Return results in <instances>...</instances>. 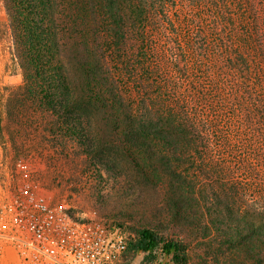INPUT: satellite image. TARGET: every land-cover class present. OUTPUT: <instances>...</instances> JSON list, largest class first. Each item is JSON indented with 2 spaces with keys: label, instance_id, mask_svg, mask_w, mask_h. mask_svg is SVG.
Masks as SVG:
<instances>
[{
  "label": "trees",
  "instance_id": "16d2710c",
  "mask_svg": "<svg viewBox=\"0 0 264 264\" xmlns=\"http://www.w3.org/2000/svg\"><path fill=\"white\" fill-rule=\"evenodd\" d=\"M0 2L22 79L5 99L10 123H74L86 154L138 160L174 219L184 206L215 227L227 218L236 227L215 234L252 235V264H264V0ZM138 235L126 255L159 245Z\"/></svg>",
  "mask_w": 264,
  "mask_h": 264
},
{
  "label": "rangeland",
  "instance_id": "374dc122",
  "mask_svg": "<svg viewBox=\"0 0 264 264\" xmlns=\"http://www.w3.org/2000/svg\"><path fill=\"white\" fill-rule=\"evenodd\" d=\"M200 30L199 22L191 21L188 31L197 35ZM10 39L0 2V185L17 186L25 177L51 200L66 202L80 218L112 215L129 223L136 239L139 231H152L159 240L157 248L127 254L123 264H252V235L243 233L246 237L233 239L218 231L215 234L216 228L234 229L236 225L225 218L224 225L215 227L207 217L190 215L185 206L182 213L187 218L174 219L163 188L159 182L145 180L138 160L109 153L86 154L89 142L77 137L74 123H10L5 99L9 89L22 85L11 61ZM249 126L245 129L252 136V123ZM17 159L26 160L27 175L15 167ZM237 179L252 183V174L243 172ZM247 193L252 205V190ZM240 224L246 225L240 229L249 228L252 217L243 218ZM206 226L213 234L205 235ZM170 242L185 247L177 261L173 251L162 249Z\"/></svg>",
  "mask_w": 264,
  "mask_h": 264
},
{
  "label": "built area",
  "instance_id": "2783aa9c",
  "mask_svg": "<svg viewBox=\"0 0 264 264\" xmlns=\"http://www.w3.org/2000/svg\"><path fill=\"white\" fill-rule=\"evenodd\" d=\"M15 167L28 174L25 159ZM0 185V264H123L136 234L112 215L80 218L23 177Z\"/></svg>",
  "mask_w": 264,
  "mask_h": 264
}]
</instances>
